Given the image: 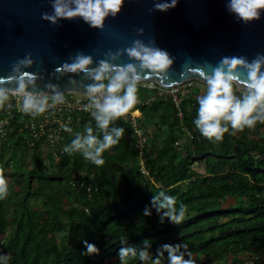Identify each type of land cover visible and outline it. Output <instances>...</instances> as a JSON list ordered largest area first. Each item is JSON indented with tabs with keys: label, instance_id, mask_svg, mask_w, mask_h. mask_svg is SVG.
Listing matches in <instances>:
<instances>
[{
	"label": "trees",
	"instance_id": "1",
	"mask_svg": "<svg viewBox=\"0 0 264 264\" xmlns=\"http://www.w3.org/2000/svg\"><path fill=\"white\" fill-rule=\"evenodd\" d=\"M203 94L195 84L180 96L179 117L169 94L138 88L134 109L146 130L141 153L145 172L124 116L109 125V131L123 127L125 133L103 153L100 167L79 153L62 151L54 157L42 142L29 146L26 118L13 117L0 142V168L9 187L0 200V255L10 258L8 264H120L118 249L134 247L136 256L123 264H152L163 244H183L195 264H225L227 252L234 264H264V124L235 135L229 129L222 141H209L193 123L197 97ZM86 125L102 139L92 115L82 114L78 123L68 125L71 132L64 131L61 142L68 145L77 134L85 135ZM28 149L32 159L25 164ZM199 163L203 172L193 167ZM160 192L174 196L177 208L185 205L180 224L167 218L161 223L164 210L157 213L152 202ZM145 209L150 215H144ZM85 240L99 253L85 255ZM142 250L148 251L147 260L139 259ZM238 251L245 256L239 259ZM166 258L164 252L162 264Z\"/></svg>",
	"mask_w": 264,
	"mask_h": 264
},
{
	"label": "clouds",
	"instance_id": "2",
	"mask_svg": "<svg viewBox=\"0 0 264 264\" xmlns=\"http://www.w3.org/2000/svg\"><path fill=\"white\" fill-rule=\"evenodd\" d=\"M177 2L178 0H158L153 8L166 12L175 8ZM123 4L124 0H51L52 12L42 13L41 18L57 26L60 20L80 18L91 28L103 30L106 18L109 16L115 18ZM225 7L237 22L247 25L261 18L264 13V0H226ZM137 31L143 33V29ZM123 51L133 62L110 65L107 61L100 60L93 68L91 67L92 56L78 51L74 56L69 57L71 62H64L54 69V73L82 74L94 81L86 88L91 97L90 107L95 108L92 117L96 121L97 128L103 130L102 139L93 135V129L86 125V134L83 136L77 134L70 144L64 146L63 151L68 155L79 153L86 161L97 167L105 163L103 153L117 145L125 133L123 127H115L109 131V125L127 115L139 103L137 82L141 77L136 74V62L141 69L145 70V73H156L164 77L167 76L174 62V57L156 46L154 39L148 43L134 40L131 46ZM115 58L113 56V59ZM33 64L34 60L30 54H27L13 62L10 75L17 71L18 66L27 68ZM210 67V73L202 70L199 73L207 86L205 94L197 97V115L193 121L200 135L209 141L219 142L223 140L224 134L228 133L229 129L232 130L231 134L235 135L237 132H243L245 128H254L257 122L264 124V70H262L264 54H257L251 61L244 56H224L214 67ZM108 72L114 74L106 84L96 83L102 81L105 73ZM242 75L244 79H241ZM21 76L23 81L34 83L39 78V73L24 71ZM241 80L248 92L242 99H237L233 85ZM0 81H3L0 82V109H2L4 101L8 99V81L3 77H0ZM46 87L54 88L51 84ZM17 91L23 93V113L36 117L47 111V96L39 98L38 93L26 91V84L19 81ZM101 92L104 93L103 98L97 99L96 94ZM63 101V95L56 93L53 103H63ZM83 110L88 111L89 106L86 105ZM63 131L71 132V128L65 125ZM8 192V182L4 176V170L0 168V200L5 199ZM159 197L163 199L160 200ZM152 202L157 206V213L164 210L160 216L161 223L165 218L175 224H180L184 220L186 207L181 203L177 208V200L174 196H165L163 192H160L158 196L153 197ZM144 215H150L148 209L144 210ZM83 243L86 248L85 255L99 253L95 244L88 243L86 240ZM144 243L147 245L148 241L145 240ZM182 248L184 251H181ZM164 252H167V264H195L191 253L187 252V246L183 244H163L160 249H157L152 264H162L161 258ZM185 252L188 259H185ZM130 255L136 256L134 247H120L117 252L120 264H123L125 258ZM148 257L147 250L140 251L141 261L147 260ZM9 259L6 255H0V264H8Z\"/></svg>",
	"mask_w": 264,
	"mask_h": 264
},
{
	"label": "water",
	"instance_id": "3",
	"mask_svg": "<svg viewBox=\"0 0 264 264\" xmlns=\"http://www.w3.org/2000/svg\"><path fill=\"white\" fill-rule=\"evenodd\" d=\"M156 2L124 0L120 13L106 18L99 30L80 18L60 20L59 26L43 20L42 13L52 12L51 0H0V77L7 79L8 91H17L19 81L26 84V91L39 94L87 93L86 86L94 83L90 78L61 75L54 69L71 62L69 57L78 51L92 56L93 68L100 60L110 65L133 62L123 50L134 40L148 43L154 39L156 46L174 57L166 77L145 73L136 62L140 80H154L165 87L188 79L206 83L200 71L210 73V66L224 56H244L251 61L264 54V13L246 25L228 13L226 0H178L176 7L166 12L155 10ZM27 54L34 60L33 66H18L10 75L13 62ZM24 71L39 73V78L25 82ZM237 83L244 86L243 80ZM48 84L54 88H47Z\"/></svg>",
	"mask_w": 264,
	"mask_h": 264
},
{
	"label": "built area",
	"instance_id": "4",
	"mask_svg": "<svg viewBox=\"0 0 264 264\" xmlns=\"http://www.w3.org/2000/svg\"><path fill=\"white\" fill-rule=\"evenodd\" d=\"M113 74V72L105 73L103 83L106 84L108 79ZM195 84L203 85L205 83L195 79H188L179 84L165 87L154 80H139L137 82V87L154 91L157 95L169 94L172 102L178 110L177 115L181 117L179 97L190 93L191 88ZM233 88L234 95L236 97L240 96L243 98L248 92L246 87L240 86L238 83H235ZM55 95L56 94L50 93L39 94V98L41 99L45 96L48 98L47 111L42 115L33 117L22 112L23 93L15 90L8 91V99L4 101V113L0 115V142L5 141L6 139L11 119L15 116H23L26 118L23 123V130L25 129V132H23L29 146H34L38 141L47 145L50 153H52L54 157H56L58 153L62 152L64 146L66 145L61 142L64 134V126H68L74 120L75 123H78L82 114L92 115L95 108L90 107L91 97L88 93L68 92L65 95L62 94L64 101L63 103L57 104L53 103ZM103 95V92L97 93L96 98L102 99ZM86 105L89 106L88 111L83 110ZM124 117L128 119V124L135 136L134 145L138 151L139 165L141 170L145 172L143 169L141 153L147 136L145 132L146 130L137 120L138 117H140V111L138 109L131 110Z\"/></svg>",
	"mask_w": 264,
	"mask_h": 264
},
{
	"label": "rangeland",
	"instance_id": "5",
	"mask_svg": "<svg viewBox=\"0 0 264 264\" xmlns=\"http://www.w3.org/2000/svg\"><path fill=\"white\" fill-rule=\"evenodd\" d=\"M197 86L199 87V89H200V91L202 92V91H205L206 92V83L205 84H203V85H201V84H197ZM66 93H63V95H65ZM152 131V127H148V132H151ZM47 149L44 147V148H42V151H43V154L45 153V151H46ZM10 149L9 150H7V154H6V157H5V159H8V157H9V155H10ZM32 159V155H31V151L28 149V150H26L25 152H24V154H23V163H25V164H28V163H30V160ZM48 163V161H47V159H45L44 160V164H47ZM193 167L198 171V172H203V165L202 164H196V165H193ZM17 228L15 229V231H14V235L15 236H17ZM236 256L240 259V258H243L244 256H245V253H243V252H240V251H238L237 252V254H236ZM192 259L194 260V259H196L194 256L192 257ZM234 258H233V255L231 254V253H226L225 255H224V258L222 259V262H224L225 264H234L233 262H232V260H233Z\"/></svg>",
	"mask_w": 264,
	"mask_h": 264
},
{
	"label": "bare ground",
	"instance_id": "6",
	"mask_svg": "<svg viewBox=\"0 0 264 264\" xmlns=\"http://www.w3.org/2000/svg\"><path fill=\"white\" fill-rule=\"evenodd\" d=\"M240 85V84H239ZM240 86H242V85H240Z\"/></svg>",
	"mask_w": 264,
	"mask_h": 264
}]
</instances>
